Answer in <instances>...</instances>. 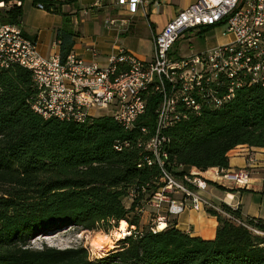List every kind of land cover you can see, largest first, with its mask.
I'll use <instances>...</instances> for the list:
<instances>
[{"label":"trees","instance_id":"obj_1","mask_svg":"<svg viewBox=\"0 0 264 264\" xmlns=\"http://www.w3.org/2000/svg\"><path fill=\"white\" fill-rule=\"evenodd\" d=\"M2 1L0 22L19 23L23 0ZM32 1L65 15L55 29L63 59L79 33L62 10L70 0ZM31 76L16 61L0 63V264H264V222L223 201L225 213L207 209L217 218L211 238L179 228L173 216L157 230L139 226L140 208L160 183L144 146L155 124L156 96L129 129L102 113L78 121L43 117L31 105ZM163 132L169 165L227 168L228 150L237 144L264 147V86L239 85L221 106L191 112ZM131 190L136 196L125 203ZM121 220L135 227L98 255L80 244L28 245L36 234L77 225L107 229Z\"/></svg>","mask_w":264,"mask_h":264},{"label":"built area","instance_id":"obj_2","mask_svg":"<svg viewBox=\"0 0 264 264\" xmlns=\"http://www.w3.org/2000/svg\"><path fill=\"white\" fill-rule=\"evenodd\" d=\"M152 1L159 5L165 0ZM16 2L19 4L20 0ZM117 2L125 4L132 13L149 0ZM3 4L0 0V5ZM36 6L44 7L42 2ZM217 24L224 25L221 33L230 34L229 41L193 53L177 55L173 51L182 32L193 28L200 31L203 26ZM151 39L149 58L143 59L119 46L101 65L87 61L72 49L63 59L59 52L42 54L19 23L0 22V63L16 61L31 70L35 88L31 105L43 117L78 121L87 115H98L97 110L103 107L108 109L105 114L129 129L146 110L149 97L156 96L155 124L144 146L151 151L146 163L155 162L160 171L159 186L146 199L154 206L164 202V214H157L156 223L149 225L157 230L161 228L160 220L166 225L169 217L179 214L187 205L194 209L217 208L225 213L217 202L202 193L208 180L202 176L201 168L169 165L168 137L163 130L191 112L196 114L205 107L221 106L231 99L239 85L254 82L264 86V0H192L182 5L158 31L153 30ZM88 49L97 55L96 47ZM178 167L183 169L181 174L173 169ZM207 169L227 181H248V170L244 168L227 170L214 165ZM229 194L222 201L233 206L232 194L227 199ZM134 195L131 190L128 201ZM130 226L135 227L133 223ZM133 227L127 228V233Z\"/></svg>","mask_w":264,"mask_h":264},{"label":"crops","instance_id":"obj_3","mask_svg":"<svg viewBox=\"0 0 264 264\" xmlns=\"http://www.w3.org/2000/svg\"><path fill=\"white\" fill-rule=\"evenodd\" d=\"M166 1V0H165ZM172 5L165 6V14L159 18V5L149 0L147 5H138V8L130 13L125 4L117 0H74L62 4V10L66 11L67 23L79 33L71 49L86 59L96 61L104 65L109 53L116 51L119 46L127 48L138 57L147 59L152 53V33L158 31L167 19L183 5L192 0H167ZM164 2V1H163ZM168 4V3H167ZM22 17L19 25L26 36L31 37L38 50L45 55L59 52V44L55 39V29L65 22V15L58 11H52L44 7H37L32 0L21 2ZM155 13L157 20L153 15ZM146 17L149 29L151 45L149 52L140 53L132 50V44L127 40V33H132L137 27L135 17ZM126 17V18H125ZM113 18V21L108 20ZM122 18L126 21L122 22ZM126 38V40H125ZM98 49L97 55H93L88 47ZM211 167V166H210ZM248 170L247 182L235 183L221 179L211 170L200 169L202 176L207 180L216 181L208 183L202 193L219 204L226 193L232 194L231 204L238 206L242 216H253L264 222V147L248 144H237L228 150L227 170ZM229 194V196H230ZM176 226L191 234L211 238L215 234L217 218L203 207L194 209L187 205L179 214H174Z\"/></svg>","mask_w":264,"mask_h":264},{"label":"rangeland","instance_id":"obj_4","mask_svg":"<svg viewBox=\"0 0 264 264\" xmlns=\"http://www.w3.org/2000/svg\"><path fill=\"white\" fill-rule=\"evenodd\" d=\"M10 2V1H9ZM168 3V4H167ZM165 6L172 5L167 0L162 2V4L159 6L160 14L158 15L159 18L163 17L165 14L164 9ZM156 14L153 13L152 16H154L157 20ZM137 27H135V31L132 33H127V40L132 44V50H134L137 53H148L151 45V39H150V29L146 20V17H135ZM224 26V25H223ZM222 25L217 24L214 26H210L209 29L199 32L197 28H193L191 30L185 31L181 33V36L179 39L175 42L173 48L174 52L178 54L184 53H193L196 52V50H201L208 48L209 46H214L216 44L223 43V41H229L231 39V35L227 34L225 32L221 33V29L223 28ZM125 38V40H126ZM99 114H105L108 113L107 108H100L97 110ZM125 203H128V199L124 200ZM164 214V202H161L159 206H154L152 204H148L146 202L140 212V222L139 226H143L146 224H153L156 223V215L159 213ZM125 226L126 229L133 227L130 226L129 223H126ZM119 227V221L116 225H112L111 227L107 229H86L77 226H70L63 228L57 232L49 234H42L37 235L29 240L28 245L32 247H42L44 245H50L56 246V247H68V246H77L78 244L83 245L87 247L89 252L93 255H98L100 253H103L106 251V248H102L101 250L94 249L92 247V241L95 238H110V241L108 242L111 247L114 245L115 240L118 238L115 234V230ZM127 232V231H126ZM128 234V233H127Z\"/></svg>","mask_w":264,"mask_h":264},{"label":"bare ground","instance_id":"obj_5","mask_svg":"<svg viewBox=\"0 0 264 264\" xmlns=\"http://www.w3.org/2000/svg\"><path fill=\"white\" fill-rule=\"evenodd\" d=\"M227 199H230V196H227ZM127 222H125L124 220H121L119 222V227L115 230V234H117L116 236L119 238L122 237L124 234H127V229H126V224ZM159 227H164L165 223L164 221L160 220L159 223ZM110 241V238L106 237V238H95L92 242V247H94V249H98L101 250L102 248H106V247H111V245L108 244V242Z\"/></svg>","mask_w":264,"mask_h":264},{"label":"water","instance_id":"obj_6","mask_svg":"<svg viewBox=\"0 0 264 264\" xmlns=\"http://www.w3.org/2000/svg\"><path fill=\"white\" fill-rule=\"evenodd\" d=\"M54 233V232H53Z\"/></svg>","mask_w":264,"mask_h":264}]
</instances>
